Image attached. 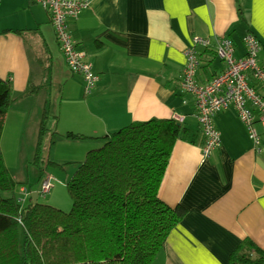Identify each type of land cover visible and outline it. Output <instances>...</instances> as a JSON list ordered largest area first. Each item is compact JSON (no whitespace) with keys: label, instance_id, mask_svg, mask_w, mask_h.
Masks as SVG:
<instances>
[{"label":"crops","instance_id":"1","mask_svg":"<svg viewBox=\"0 0 264 264\" xmlns=\"http://www.w3.org/2000/svg\"><path fill=\"white\" fill-rule=\"evenodd\" d=\"M89 1L78 18L68 20L100 75L86 93L83 75L67 65L50 13L36 0H0V77L11 83L14 96L1 145L11 175L31 190L25 203L40 200L42 180L52 177L45 169L30 170L46 111L47 128L53 119L49 139L61 137L56 144H63L53 159L49 152L47 162L52 159L60 168L74 163L70 179L88 151L102 145L105 134L134 121L178 114L190 130L172 148L159 196L172 207L183 204L188 212L152 264H228L246 238L264 250V121L254 122L258 149L236 108L221 110L215 116L221 145L204 158L195 97L180 84L184 50L195 36L213 42L199 47L197 79L202 84L225 68L215 51L218 39L234 40L235 57L245 56L247 33L264 44V0ZM262 53L264 48L259 53L264 66ZM49 76L51 82L57 76L61 99L52 114L48 101L39 100ZM31 86L38 88L22 95ZM69 131L94 137L69 138ZM58 185L53 182L50 196Z\"/></svg>","mask_w":264,"mask_h":264},{"label":"trees","instance_id":"2","mask_svg":"<svg viewBox=\"0 0 264 264\" xmlns=\"http://www.w3.org/2000/svg\"><path fill=\"white\" fill-rule=\"evenodd\" d=\"M13 102L11 83L0 77V264H152L188 212L183 204L165 203L159 190L174 144L187 139L190 129L173 117L151 118L105 134L68 181L73 205L65 211L33 198L17 201L19 183L1 145ZM47 117L48 111L37 156ZM65 135L94 137L72 131ZM228 264H264V250L246 238Z\"/></svg>","mask_w":264,"mask_h":264},{"label":"built area","instance_id":"3","mask_svg":"<svg viewBox=\"0 0 264 264\" xmlns=\"http://www.w3.org/2000/svg\"><path fill=\"white\" fill-rule=\"evenodd\" d=\"M51 16L56 30L57 40L61 46L65 60L71 72L82 74L85 80V91L91 93L100 80L93 63L88 59V53L80 48L77 40L69 29L68 20L78 18L82 10L90 3L89 0H36ZM245 56L235 57L234 40L223 37L217 40L215 51L225 62L224 70L207 83H199L197 71L201 63L199 47L213 46L212 39L195 36L192 45L184 50L185 65L181 75V88L195 97L197 118L205 142L202 156L210 157L212 152L221 145V133L216 126L215 116L218 112L233 105L240 119L247 125L250 137L258 149L260 136L254 127L256 119L264 121V66L259 63V53L263 46L257 36L247 33L244 37ZM258 81V87L252 82ZM261 88V89H260ZM179 122L184 116H174ZM51 176H46L41 182L40 193L46 195L53 187ZM31 194L26 185L19 186L17 201L25 203Z\"/></svg>","mask_w":264,"mask_h":264},{"label":"rangeland","instance_id":"4","mask_svg":"<svg viewBox=\"0 0 264 264\" xmlns=\"http://www.w3.org/2000/svg\"><path fill=\"white\" fill-rule=\"evenodd\" d=\"M261 56H264V53H262ZM56 78L57 76L54 77L53 81L51 82L50 76H49L46 86L42 89L39 95V100L42 103L45 100L48 101V106H49L48 108L50 109L49 112H51V114L53 113L54 109H56V107L58 109V104H60L59 101L61 100L59 84ZM52 120L53 119L50 116L49 121H48V128L45 131V134L43 135L42 142H41V145L38 151V156L36 155V151H37L38 142H39V133L37 134L36 149L34 150V155L31 158L30 170H31V173H35L37 169H41V170L45 169L47 172L52 173V179H53L52 182H54V184L61 183L62 185V186L61 185L57 186L56 192L54 193L53 196H50L51 193L42 195L40 197V201L46 204L54 205L65 211H69L72 208L73 200L69 192L67 182L69 181L70 176L73 173L74 163H65V166H64L65 168L57 167V165L53 163L52 159L55 156V152L59 151V149L62 148L63 144H60V143L56 144V140L61 142L62 140L61 137H57V138L55 137L53 140L49 139L51 134H53L52 129L49 128V125H52ZM51 147H52V150H51ZM49 152L52 154V157H51L52 159L49 162H47L48 156L50 155ZM23 181L27 182L28 179L25 178V180ZM62 181H64L65 183ZM20 185H26V184L21 183L19 184V186Z\"/></svg>","mask_w":264,"mask_h":264},{"label":"water","instance_id":"5","mask_svg":"<svg viewBox=\"0 0 264 264\" xmlns=\"http://www.w3.org/2000/svg\"><path fill=\"white\" fill-rule=\"evenodd\" d=\"M37 196H38V194H37ZM34 201H37V197L34 198Z\"/></svg>","mask_w":264,"mask_h":264}]
</instances>
